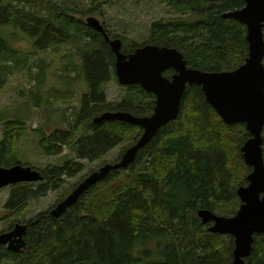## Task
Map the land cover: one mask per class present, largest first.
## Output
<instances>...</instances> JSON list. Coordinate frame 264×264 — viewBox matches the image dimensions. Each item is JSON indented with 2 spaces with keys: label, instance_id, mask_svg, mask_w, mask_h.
Returning <instances> with one entry per match:
<instances>
[{
  "label": "trees",
  "instance_id": "trees-1",
  "mask_svg": "<svg viewBox=\"0 0 264 264\" xmlns=\"http://www.w3.org/2000/svg\"><path fill=\"white\" fill-rule=\"evenodd\" d=\"M166 3L176 15L154 21L146 44L175 48L187 67L203 71H229L244 62L246 26L224 16L242 7L243 0ZM71 10L53 0H0V88L10 72L6 65L17 67L27 61L28 54L12 44L19 36L11 33L15 30L31 38L27 39L35 52L77 44L87 85L68 127L41 132L38 140L45 155H59L65 147L74 151L77 160L47 165L40 170L43 178L36 185H11L3 205L11 213L59 188L64 177L79 173L83 169L80 160H96L127 140L118 160L141 133L137 125L119 120L94 122L95 117L105 111L134 116L153 111L155 96L139 85L123 86L125 94L119 101L107 100L106 84L116 79L114 54L102 34ZM105 30L110 38L120 37ZM137 46L124 40L121 49L130 53ZM173 72L167 69L163 75L170 78ZM24 123L21 119L2 122L1 166L20 163L17 142ZM249 136L244 124L228 125L221 120L200 86L188 85L178 116L156 132L132 163L108 172L60 216H51L49 210L37 214L26 223L22 250L12 252L0 246V264H231L233 238L209 232L197 211L209 209L224 216L236 212L240 204L236 189L247 183L251 171L240 150ZM262 140L264 159V128ZM245 264H264V233L253 235Z\"/></svg>",
  "mask_w": 264,
  "mask_h": 264
},
{
  "label": "water",
  "instance_id": "water-1",
  "mask_svg": "<svg viewBox=\"0 0 264 264\" xmlns=\"http://www.w3.org/2000/svg\"><path fill=\"white\" fill-rule=\"evenodd\" d=\"M244 5L224 13L246 26L248 53L244 62L229 71H203L187 67L175 48L144 44L130 53L122 51L119 38H110L104 25L95 17H86V23L100 32L114 54V73L122 86L139 85L155 96L153 111L148 116H134L125 111H105L94 122L119 120L137 125L141 133L123 151L120 158L104 163L84 176L75 187L50 210L53 217L63 214L92 185L108 172L127 167L137 152L147 144L156 132L180 111V101L188 85H198L206 101L228 125L242 123L249 137L240 150L251 171L247 184L236 189L240 201L232 216H222L209 209H199L197 216L207 230L233 238L231 264H245L250 255L253 235L264 233V159L262 131L264 128V0H243ZM174 72L167 78L164 71ZM43 178L41 172L29 165L16 163L8 167L0 165V189L17 183H34ZM26 224L15 223L8 231L0 233V246L18 252L25 246ZM74 264H83L82 262Z\"/></svg>",
  "mask_w": 264,
  "mask_h": 264
},
{
  "label": "rangeland",
  "instance_id": "rangeland-1",
  "mask_svg": "<svg viewBox=\"0 0 264 264\" xmlns=\"http://www.w3.org/2000/svg\"><path fill=\"white\" fill-rule=\"evenodd\" d=\"M53 1L71 7V13L75 17L83 20L88 16L97 18L110 34L120 35L118 36L120 40L122 37L126 42L138 46L146 44L150 26L154 21L176 15L166 0ZM11 33L19 35L15 36L12 44L27 53L28 57L22 66L13 67V63H6L10 72L5 84L0 88V139L5 131L2 124L4 120H25L24 133L17 142V158L21 164L40 171L47 165L62 164L66 160L76 159L74 151L65 147L59 155L47 156L43 153L38 140L41 132L49 134L57 128L66 129L80 105L81 94L87 91L81 74L77 44L52 46L44 51L35 52L28 41L31 38L27 39L19 30ZM7 34L9 36L8 30ZM67 80H71L70 83ZM105 93L108 101H119L125 94V88L114 79L106 84ZM127 144L128 141L125 140L123 144L96 160H80L83 169L79 173L72 177H64L59 188L51 189L44 196L29 200L22 211L11 213L3 208L11 185L1 188L0 233L8 231L15 223L26 224L37 214L50 210L61 197L69 193L70 188L78 183L82 176H86L104 163L114 162L121 148ZM33 184L36 185L37 182Z\"/></svg>",
  "mask_w": 264,
  "mask_h": 264
},
{
  "label": "bare ground",
  "instance_id": "bare-ground-1",
  "mask_svg": "<svg viewBox=\"0 0 264 264\" xmlns=\"http://www.w3.org/2000/svg\"><path fill=\"white\" fill-rule=\"evenodd\" d=\"M127 54V53H126ZM114 61H115V58H114ZM240 203V202H239Z\"/></svg>",
  "mask_w": 264,
  "mask_h": 264
},
{
  "label": "flooded vegetation",
  "instance_id": "flooded-vegetation-1",
  "mask_svg": "<svg viewBox=\"0 0 264 264\" xmlns=\"http://www.w3.org/2000/svg\"><path fill=\"white\" fill-rule=\"evenodd\" d=\"M246 184H247V183H246ZM246 184H245V185H246Z\"/></svg>",
  "mask_w": 264,
  "mask_h": 264
}]
</instances>
